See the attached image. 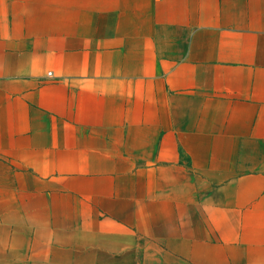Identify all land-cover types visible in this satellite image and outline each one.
Segmentation results:
<instances>
[{
    "label": "crops",
    "instance_id": "crops-1",
    "mask_svg": "<svg viewBox=\"0 0 264 264\" xmlns=\"http://www.w3.org/2000/svg\"><path fill=\"white\" fill-rule=\"evenodd\" d=\"M0 264H264V0H0Z\"/></svg>",
    "mask_w": 264,
    "mask_h": 264
}]
</instances>
